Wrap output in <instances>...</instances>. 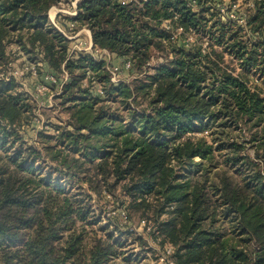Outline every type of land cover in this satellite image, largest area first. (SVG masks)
Instances as JSON below:
<instances>
[{"label": "trees", "instance_id": "trees-1", "mask_svg": "<svg viewBox=\"0 0 264 264\" xmlns=\"http://www.w3.org/2000/svg\"><path fill=\"white\" fill-rule=\"evenodd\" d=\"M62 1L0 0V264H135L89 193L112 195L118 184L128 220L131 210L152 222L174 264H264V0H247L245 27L222 21L215 0H195L196 10L187 0H79L70 20L94 49L138 70L169 50L138 86H114L88 54L67 56V37L47 17ZM167 20L207 37V48L172 46ZM24 30L68 76L63 96L81 92L89 69L105 94L71 107L73 131L37 134L45 156L20 136L26 98L4 79L9 43L26 51ZM138 100L142 110L131 108ZM109 101L130 121L95 115Z\"/></svg>", "mask_w": 264, "mask_h": 264}, {"label": "rangeland", "instance_id": "rangeland-1", "mask_svg": "<svg viewBox=\"0 0 264 264\" xmlns=\"http://www.w3.org/2000/svg\"><path fill=\"white\" fill-rule=\"evenodd\" d=\"M78 1L63 0L57 6L52 7L47 14L50 24L54 25L68 39L69 45L66 54L69 58L73 56L75 59L77 55L78 57H85L88 54L95 62L101 61L104 63L106 71L109 72L111 84L114 86L120 82L129 84L135 81V86H138L141 81L147 79V75H153L152 71L155 65L162 62L164 57H167L169 51L167 48L163 52V57L160 53H153V59L140 70L136 69L132 65V61L127 57L110 54L100 49H98V53L92 54L91 51H88L91 40L90 32L85 28L76 30V22L70 20L77 15ZM187 1L194 10L197 9L195 0ZM215 1L213 10L219 13L222 21L227 19L235 20L240 26L245 27L248 13L250 12L249 9L253 8L251 2L247 0ZM161 28L168 34L172 46L189 49L190 47H194L197 41L198 43H202L204 49L207 48V37L203 36L202 40H197L193 31H185L176 20L164 21L161 24ZM22 33V42L26 51H28H23L14 42L9 43L6 60L4 61V79L7 81L6 78L12 77L17 83L20 92L23 93V98H26L23 105H27L26 110L28 112L26 117L28 118H26L27 121L23 124V127L20 126L18 128L20 136L29 145L38 150L42 149V154L45 156V148L39 142L41 140L37 137V134L43 131L48 134L57 135L67 130L73 131V121L71 120L73 110L71 107H74L77 103L88 97H90L89 99L97 98L102 100L105 94L96 79V74L89 69L87 72L85 71V76L80 83L81 92L75 90L72 94L63 96L64 85L68 82V76L63 69L62 71L60 70L61 66L58 68L57 61H54L57 67H49L43 60L44 51L37 46L33 47L29 45L28 37L26 36L27 30H24ZM57 51L58 49L56 48L55 53ZM59 55H55L54 59H57ZM223 61L226 65L235 67L233 63H230V57L226 54ZM128 65L130 67L126 68ZM115 67L117 70H114ZM138 101L142 103V106L138 107L133 104L131 108L142 110L145 103L142 100ZM93 107L95 115L103 114L117 119L125 117L130 121L126 112H122L119 105L110 101L99 102ZM99 142L103 141L99 140ZM53 143L52 141L49 145L51 146ZM55 149L63 151L61 147ZM84 188H88V185L84 184ZM89 193L94 200L93 203L96 206L97 212L98 209H101L98 212L103 219L100 225L108 226L107 233H113L114 239L122 240V242L129 245L126 250V257L130 259L132 256L135 264H174L171 256L174 251L173 247L168 243L160 245L161 239L155 240L153 238V234H156V232L152 222L148 221L147 225L144 224L138 218L139 215L134 214L136 212L131 210L129 212L133 215V218L131 219L132 221L128 220V215L125 213L124 208L120 207L116 202V200H119L118 202L120 203L123 200L120 184L113 190L112 195L102 192L98 198L94 191H90ZM106 218H110V221H107ZM121 262V260H116L113 264H121Z\"/></svg>", "mask_w": 264, "mask_h": 264}, {"label": "built area", "instance_id": "built-area-1", "mask_svg": "<svg viewBox=\"0 0 264 264\" xmlns=\"http://www.w3.org/2000/svg\"><path fill=\"white\" fill-rule=\"evenodd\" d=\"M87 31H88V30H87ZM88 51H91L92 54H93V53H98V52H99L98 49H94V50H93V46H91V40H90V48L88 49ZM104 51H105V50H104ZM128 63H130V62L128 61ZM130 64H131V63H130ZM129 67H130V65H128L126 68H129ZM114 70H117V68L115 67Z\"/></svg>", "mask_w": 264, "mask_h": 264}, {"label": "crops", "instance_id": "crops-1", "mask_svg": "<svg viewBox=\"0 0 264 264\" xmlns=\"http://www.w3.org/2000/svg\"><path fill=\"white\" fill-rule=\"evenodd\" d=\"M90 37V36H89Z\"/></svg>", "mask_w": 264, "mask_h": 264}]
</instances>
